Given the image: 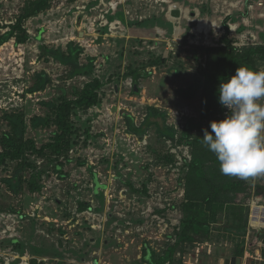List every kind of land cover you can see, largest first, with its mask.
I'll list each match as a JSON object with an SVG mask.
<instances>
[{
  "label": "rangeland",
  "instance_id": "obj_1",
  "mask_svg": "<svg viewBox=\"0 0 264 264\" xmlns=\"http://www.w3.org/2000/svg\"><path fill=\"white\" fill-rule=\"evenodd\" d=\"M28 1L0 0V35L15 23ZM88 1L95 0H50L47 11L23 22L28 34L25 43L17 44L11 38L0 46V139L10 131L6 116L20 113L27 124L25 137L33 139L39 148L50 142L56 131L54 126L36 129L30 126L33 116L43 117L48 113L43 104L74 99L92 78L97 77L104 83L99 90V103L86 110H76L72 116L76 130L63 174L56 175L53 171L55 159L30 156L35 172L42 173L41 190L31 192L23 183L22 189L14 194L2 182L10 175V167L0 169V264L6 261L17 264L13 260L19 255L29 258L40 257L42 253L52 257L53 246L42 248L39 244L44 240L42 233L25 236L27 232L23 227H29L31 231L32 228L44 230L50 240L55 241L65 233L64 226L76 224L89 229L90 220L105 226L108 234L104 233L105 238H113L121 245L131 244L132 249L138 251L145 245L154 249L157 256L163 255L173 245L166 242L172 228H167L161 235V229L156 228L154 220L146 216V210H153L159 218H167L166 215L170 214L167 210H156L170 204L181 217L179 205L185 194H180V190L184 189L182 179L190 161L187 157L191 156L190 146L179 141L184 133L183 127L191 121L190 135L195 138L199 133L203 134L199 126L211 132L209 122L220 121L227 113L220 105L216 115L201 119V89H196L190 99L179 94L182 90L189 94L199 87L202 83L200 71L205 66L204 50L221 45L220 39L225 36V22L218 23L212 20L214 17L209 18L200 0L184 5L178 9L176 17L172 16L179 18L175 23V27L181 30L179 34H176V29L172 31V25H161L166 31L160 32L161 40L140 36L143 29L152 32L156 26L153 17L141 16L140 19L136 16L132 24L123 25L125 31H132L126 38L118 29L122 27L119 22L118 26L111 28L112 21L107 20L114 13L122 17L125 5L119 6L120 2L116 0L118 4L114 8L109 5L110 0H105V6L85 8ZM201 24L210 25L203 30L199 29ZM257 24L260 25L241 23L226 37L236 47L264 45V26L260 29ZM68 42L83 49L79 56L81 64H86L87 58L94 59L91 74L70 77L68 67L52 59L47 60L40 53L41 47L65 50ZM256 68L264 70V60L259 61ZM130 70L139 74L136 82L128 74ZM40 72L46 73L50 82L43 90L30 92ZM258 103L264 104V99ZM149 108L161 112L165 125L176 130L175 143L159 138L154 125L141 135L127 130L125 117H130L138 127ZM77 167H81L82 176L85 174L80 180L89 179V184L85 183L87 187L75 185L78 178L72 180L73 174H79L75 173L79 170ZM30 173H23V179H28ZM51 181L61 185L55 192L61 195L58 203L54 201L58 196L51 187L44 190ZM244 181L263 185L264 174ZM91 187L102 190L105 198L102 200L101 193L96 197L90 193L92 206L83 209L81 201L83 196L86 199ZM77 189V196L71 194ZM238 204L247 214L243 236L230 231L235 219L230 217L229 210L221 211L217 222L209 227V233H200L192 243H182L167 264H215L217 259L233 257L240 248L243 249L241 258L246 264L255 263V253L264 257V232L257 237L258 232L248 230L249 204L242 199ZM77 208L86 211L75 217L73 214ZM9 227H12L14 235ZM77 233H80L79 239L83 238L81 230ZM15 237L23 239L22 243L12 245L11 240ZM128 262L137 264L138 260L133 256Z\"/></svg>",
  "mask_w": 264,
  "mask_h": 264
},
{
  "label": "trees",
  "instance_id": "obj_2",
  "mask_svg": "<svg viewBox=\"0 0 264 264\" xmlns=\"http://www.w3.org/2000/svg\"><path fill=\"white\" fill-rule=\"evenodd\" d=\"M49 1H28L22 12L16 17L15 23L9 26L6 33L0 35V46L11 38H14L17 44L25 43L28 34L23 28V22L47 11L50 7ZM224 35L220 39L221 45L219 43L218 46L204 50L205 66L200 71L202 83L199 87H195L189 94L185 90L179 92L181 96L190 99L196 89H201V119H208L209 116H214L219 111L217 90L220 82H225L233 76L237 67L243 66L258 71L256 65L259 61L264 60V45L235 47L226 37L227 31ZM40 53L47 60L52 59L60 65L68 67L70 77L92 73L94 59L87 58V63L81 64L79 56L83 53V49L73 42H68L65 50L41 47ZM128 74L134 82L140 78L139 74L132 70L128 71ZM36 78L30 92L41 91L50 82L49 76L44 72L38 73ZM103 85L104 83L95 77L84 84L74 99L44 103L48 113L43 117L33 116L30 119V126L34 129L54 126L56 131L50 142L39 148L36 147L33 139L25 137L27 124L23 115L12 113L6 116L10 131L4 133L0 139V169L10 167V175L2 179L10 192L18 193L22 189L23 183L27 184L28 190L31 192L41 190L42 173L35 172V165L30 160V156L55 159L53 171L57 175L63 174L62 168L68 162L67 153L76 130L72 116L76 110H86L97 105L100 101L99 90ZM125 120L127 130L135 135L143 134L149 126L154 125L159 138H165L171 143L177 141L176 130L166 126L164 115L154 108L147 110L144 120L138 127L133 124L130 117H125ZM191 127V121L187 122L183 127L184 133L179 137V141L190 146L191 159L182 179L185 195L179 205L181 219L177 226L178 230H174L176 241L163 255L159 256L149 247L143 246L141 263L167 264L172 254L179 251L182 243H192L200 233H209V227L212 223L217 222L218 213L221 211L229 210L230 217L235 219V225L229 228L231 232L234 231L242 236L245 234L247 214L244 212V207L239 206L238 203L247 192V182L236 176L222 174L215 155L202 142L203 134L199 133L194 138L190 135ZM198 128L200 131L204 130L200 126ZM169 160L172 161L171 158ZM10 164L12 165L9 166ZM26 171H31V173L28 179H23V173ZM254 197L258 203L264 204V184L257 183ZM255 231L259 233L261 230ZM242 254L243 249L240 248L233 254V257L241 258Z\"/></svg>",
  "mask_w": 264,
  "mask_h": 264
},
{
  "label": "crops",
  "instance_id": "obj_3",
  "mask_svg": "<svg viewBox=\"0 0 264 264\" xmlns=\"http://www.w3.org/2000/svg\"><path fill=\"white\" fill-rule=\"evenodd\" d=\"M194 1L196 0H119L120 2L119 6L121 4H122L121 6L125 5L126 11L123 12L122 17L116 15L115 13L110 14L111 16L109 15L107 17V20L112 21L110 25L111 28H113L116 25L118 26L117 23L119 22V24H121L122 27H118V29L125 34L126 38H128L129 37L128 35L132 33V31L131 32L129 30H128L129 32L125 31V27H123V25H127L130 23L132 24L136 16H140V19L142 17L143 18L153 17L154 19H156V24H155L156 26L152 28V32H147V30L143 29L141 30L142 32L140 36L142 38L148 36V37H153L154 40H161L163 39V36L160 34V32L162 31L163 33H166L165 28L161 27V25L168 23L169 27L172 25V31L176 29V34H179L181 32V30L177 26L175 27V23H177L179 18H174V17H176L178 13V9L180 10V8L183 7L184 5L192 3ZM255 1L256 0H200L201 4H204L203 9H205L206 14L209 15V18L214 17V19L212 18V20H216L218 23L225 22L224 32L227 31V34L233 33L238 28L237 25H240L241 23L242 24H251V23L253 24V22L259 23L261 27L260 25L258 26L257 24L256 25L257 28L260 29L263 28L262 26H264V9L255 8L254 7ZM104 3L105 0H99L98 2L97 0L90 2L88 1L85 4V8L91 6L93 7L103 6ZM250 6L252 7L250 8ZM139 10L140 12H138ZM209 25L201 24L199 26V29L207 30ZM77 169L79 170H75V173L77 174L78 172L79 174L78 175L73 174L72 180L74 178H78V180L75 181V185L82 184L83 188L87 187L88 185L86 184H89L88 181L89 179L86 180L85 178L87 177L85 176L84 180L86 181L82 182L80 178H83L85 174L83 176L81 175L82 172L80 171L81 167L80 168L77 167ZM56 183L57 182H52V181L48 182L46 184V189H44L47 190L49 187H51V190L54 191L55 196H58L54 198L55 202H57L58 198L59 199L61 198V195L55 193L58 192L59 189L58 187L61 186L60 182L58 183V185ZM91 189H92L90 190L91 192L86 193L87 194L86 199L83 196L84 200L81 201L83 202L81 203L83 209H89V207L92 206L91 205L92 203L90 201L92 200L90 198V193H92L93 197H96L98 193L100 194L102 191L100 189H95L93 187H91ZM78 191H79L78 189L77 191H72L71 194L77 196L76 193ZM104 198L105 197H103L102 194V200ZM85 211L86 210L79 211V209L77 208L76 213H74L73 215H75V217H80V215L85 213ZM89 223H90L89 229L88 227L86 228V226L78 227L76 226V224L70 226L67 225L64 226L63 228L65 230V233L59 235L57 239H55V241L50 240V236L47 233L45 234L44 230L38 229L36 227L37 229L33 230L32 228L31 231L29 227H23V230L25 229L27 232L24 233L25 236H31V235L33 236L35 233L38 234V232L42 233L43 235L42 239L44 240H41L39 243L42 248L45 246H47L48 248L53 246V253L51 254L52 257H49L48 255H44L42 253H41L42 256L40 257L30 256L29 258H27L29 260V264H119V263L129 264V262L127 263V261L129 260V258H133V256H135V259L138 260L137 264H144L140 262V259L142 255V247L145 245L141 246L140 251H138V249L137 250L132 249L133 247L131 244L127 245L125 243V245H121L119 243H116L113 240V238L110 239V237L107 238L104 237V233L107 234V232L105 226L100 225L101 223H94V221L91 220L89 221ZM95 224H99L96 225L98 228L97 229L91 228ZM70 227H72L71 228L72 230L68 229ZM9 230L10 233L11 234L13 233L14 235V231L12 227H9ZM77 230H81V236H83V238L79 239L80 233H77ZM21 240L23 239H20L19 237H15L11 240V242H14L15 244L18 243L21 244L22 243ZM23 244L26 245L25 242H23ZM129 249L131 251H129ZM18 257H23V256L19 255ZM232 258H236V257H231L228 259H232ZM220 259H224V258H220ZM240 259H241V264H246L243 258ZM254 259H255L254 264H264V257L261 256L260 259H256V258ZM15 261L17 262L18 259L14 260V262ZM117 261L118 263H115ZM215 264H219V259H217Z\"/></svg>",
  "mask_w": 264,
  "mask_h": 264
},
{
  "label": "clouds",
  "instance_id": "obj_4",
  "mask_svg": "<svg viewBox=\"0 0 264 264\" xmlns=\"http://www.w3.org/2000/svg\"><path fill=\"white\" fill-rule=\"evenodd\" d=\"M225 118L210 121L202 142L219 162L222 174L242 179L264 174V70L237 67L218 87Z\"/></svg>",
  "mask_w": 264,
  "mask_h": 264
},
{
  "label": "built area",
  "instance_id": "obj_5",
  "mask_svg": "<svg viewBox=\"0 0 264 264\" xmlns=\"http://www.w3.org/2000/svg\"><path fill=\"white\" fill-rule=\"evenodd\" d=\"M113 2V4H111ZM109 5H111L113 7V5H115V7L117 6V2H115L114 0H110L109 2ZM117 3V4H116ZM103 6H105V4H103ZM114 7V8H115ZM252 6H250L251 8ZM254 7L255 8H259V9H264V0H256L254 2ZM108 12V11H107ZM224 32H222L223 34ZM220 33V36L222 35ZM236 47V46H235ZM176 138V137H175ZM189 160L191 159V157H187ZM180 164V163H178ZM57 175V174H56ZM248 184V188H247V192L245 195H243L241 197L242 201H247L248 204H249V227H248V230H261L264 232V224H261L262 222V219H264V204H260L258 203V201L255 199L254 197V191H255V187H256V183L255 182H250L248 181L247 182ZM180 194H184V191L183 190H180ZM255 205L258 209H260L259 211V218H258V221L256 223H254L253 225H251V208L252 206ZM161 210H167V213L169 212L170 214H167V218H159L158 215H155L154 214V211L153 210H146V216L147 217H150L151 221L152 219L154 220L155 222V227L158 228V229H161V235L165 233V230L169 227L172 228V233L167 235V240L166 242L169 244V243H175L176 241V236L174 234V230H178L177 226L179 225V222H180V219L181 217H178L177 215V211L172 209V206L170 204H167V207L164 206L162 209H157L156 211L160 212ZM92 225V224H91ZM96 225H99V224H95L93 227V229H97L98 227ZM72 227L68 228V229H71ZM123 245V243H122ZM151 248V247H149ZM152 249V248H151ZM154 250V249H152ZM176 253V252H175ZM162 255V254H161ZM255 258L256 259H260V255L259 254H255ZM18 259V263L17 264H29V260L27 259V257L23 256V257H17L15 258L14 260ZM10 260V259H9ZM13 260V261H14ZM7 262V261H6ZM4 263V264H8V263Z\"/></svg>",
  "mask_w": 264,
  "mask_h": 264
},
{
  "label": "bare ground",
  "instance_id": "obj_6",
  "mask_svg": "<svg viewBox=\"0 0 264 264\" xmlns=\"http://www.w3.org/2000/svg\"><path fill=\"white\" fill-rule=\"evenodd\" d=\"M259 211L260 209H258L255 205L252 206L251 208V224L252 225L258 221ZM261 222H262L261 224H264V219H262Z\"/></svg>",
  "mask_w": 264,
  "mask_h": 264
},
{
  "label": "water",
  "instance_id": "obj_7",
  "mask_svg": "<svg viewBox=\"0 0 264 264\" xmlns=\"http://www.w3.org/2000/svg\"><path fill=\"white\" fill-rule=\"evenodd\" d=\"M259 233H263V231H259ZM257 233V237L259 235ZM219 264H241V259L240 258H232V259H219Z\"/></svg>",
  "mask_w": 264,
  "mask_h": 264
}]
</instances>
